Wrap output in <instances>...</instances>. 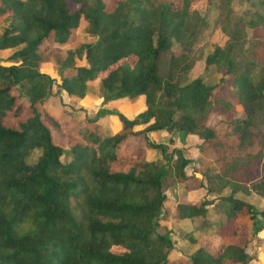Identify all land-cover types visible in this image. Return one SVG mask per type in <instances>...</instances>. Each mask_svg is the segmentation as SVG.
I'll list each match as a JSON object with an SVG mask.
<instances>
[{
    "label": "trees",
    "instance_id": "obj_1",
    "mask_svg": "<svg viewBox=\"0 0 264 264\" xmlns=\"http://www.w3.org/2000/svg\"><path fill=\"white\" fill-rule=\"evenodd\" d=\"M207 1L114 0L109 7L104 0H0V264H246L247 228L236 217L246 222L254 211L233 196H264V177L255 174L262 155L255 147L264 137V63L256 73L241 67L243 33L231 26L224 29L227 42L204 58L205 67L220 73L218 81H180L201 21L192 4ZM246 1L253 7L246 27L264 33V0ZM79 31L86 40L73 43ZM72 43L64 51L54 47ZM6 50L12 52L1 57ZM95 80L103 104L142 99L136 117L100 108L82 127L70 125L71 114L53 97L64 91L86 99ZM223 85L228 97L217 95ZM235 106L242 117L232 116ZM104 114L113 115L115 131L104 129ZM211 115L227 116L221 131L208 125ZM161 130L180 142L199 135L202 151L219 165L209 175L217 187L204 184L205 172L185 174L189 160L180 149L150 140L148 132ZM230 148L238 153L228 159ZM149 150L170 162L181 187L173 221L201 219L204 234L186 257L173 255L168 233L157 231L169 211L168 170L146 158ZM202 190L219 194L222 218L207 214L215 197L193 198ZM225 235L233 241L224 242Z\"/></svg>",
    "mask_w": 264,
    "mask_h": 264
},
{
    "label": "rangeland",
    "instance_id": "obj_2",
    "mask_svg": "<svg viewBox=\"0 0 264 264\" xmlns=\"http://www.w3.org/2000/svg\"><path fill=\"white\" fill-rule=\"evenodd\" d=\"M108 2V6H112L114 0H104ZM86 4H92V0H87ZM197 8V13L201 18L199 24V31L196 34V39L191 46L190 51L187 53L186 61L189 65V69L182 72L180 75V81L189 82L192 79L199 77L206 84H214L218 81L220 73H218L213 66L205 67L204 58L208 55L215 46H223L227 40L229 34L227 31L231 26L239 28L243 33L242 47L238 52L237 59L241 63V67H248L252 73H256L260 69V64L264 63V33L248 29L245 25L249 14L253 11V7L246 0H230L226 3V0H209L201 5L192 4ZM224 29H228L224 31ZM75 42L85 41V36L82 31L78 32ZM72 44L57 45L54 47L60 51L71 47ZM179 50V48L177 49ZM12 52V50H6L1 57H6ZM170 54L166 53L162 57V64L160 74L164 75L168 67V61ZM42 71L53 75L52 69L48 66H44ZM218 96L228 97V89L223 85L217 92ZM53 102L62 109L68 111L71 115L66 119L72 126L84 125V119H90L96 116L97 110L100 108L110 109L118 111L125 118L132 119L140 112L142 107V99L138 98L134 101L127 99L109 102L107 104L101 103V97L99 94V82L95 80L88 83V96L86 99L78 100L75 97H69L64 91H60L59 96L53 97ZM234 117H242L243 113L238 107L235 106L233 113ZM138 120V118H136ZM227 119L226 115H211L208 118V125L212 126L217 132L223 128L221 120ZM99 121L103 123L104 129L107 132H113L118 128V123L114 119L113 115L104 114L99 118ZM135 127H132V131ZM259 131L264 133V126H260ZM150 140L156 143H163L168 147L178 148L182 152V156L189 160V163L184 167L186 175L202 176V172H205L202 176L204 184H214L213 187H217L214 180H210L209 175L214 174L219 170V165L214 160V156L207 151L204 153L202 149L206 146V143H202V139L198 134H187L184 137L183 142H180L176 133H169L165 130L148 132ZM53 142L57 145L64 146L62 139L57 138L53 133ZM261 144L256 146L255 149H261V159L256 162L255 174L257 177H264V137L261 136ZM255 145L252 146L254 148ZM251 148V149H252ZM238 153L235 148H230L226 151L225 157L231 158L234 154ZM38 152L34 151L28 158V163H33L37 157ZM146 158L149 160L162 163L167 168L168 173L163 178V192L166 195L165 204L168 207V213L164 214L159 219V227L157 231L160 233L167 232L173 243V255L188 256L191 252L195 242L202 237L204 231L200 228L201 219H195L191 222H184V224H178L173 221L171 211L174 206L177 195L181 193V187L177 183L170 170V162H166L161 158V155L157 151H146ZM175 155H173V158ZM61 161L66 162V156H61ZM208 175V176H207ZM228 190L225 189L222 194H227ZM219 194L204 195L203 190L197 191L194 199H212L217 200ZM235 198H238L252 206L254 211V218L252 220L247 219L246 222L242 215L236 217V221L245 224L247 228L248 242L245 248L247 256L246 264H264V196L250 191L249 193L236 192ZM211 201L207 206V214L209 217H223L222 206L219 201ZM162 214V211H161ZM160 214V215H161ZM224 242H232L233 237L230 235L223 236ZM197 246V245H196Z\"/></svg>",
    "mask_w": 264,
    "mask_h": 264
}]
</instances>
